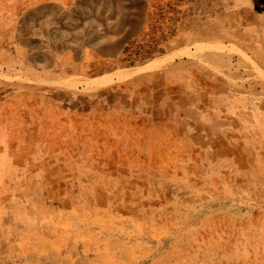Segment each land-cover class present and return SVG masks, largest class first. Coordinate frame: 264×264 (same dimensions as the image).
Instances as JSON below:
<instances>
[{"label": "rangeland", "instance_id": "374dc122", "mask_svg": "<svg viewBox=\"0 0 264 264\" xmlns=\"http://www.w3.org/2000/svg\"><path fill=\"white\" fill-rule=\"evenodd\" d=\"M249 3L0 0V264H264V0ZM23 216L71 220L113 261L81 242L22 253Z\"/></svg>", "mask_w": 264, "mask_h": 264}, {"label": "bare ground", "instance_id": "6f19581e", "mask_svg": "<svg viewBox=\"0 0 264 264\" xmlns=\"http://www.w3.org/2000/svg\"><path fill=\"white\" fill-rule=\"evenodd\" d=\"M94 2V1H93ZM97 2V1H96ZM256 2V1H255ZM262 2V1H261ZM257 3V2H256ZM98 4H100V3H98ZM129 4V3H128ZM132 4V3H131ZM86 5H88V4H86ZM97 5V4H96ZM101 5V4H100ZM232 5V4H231ZM99 6V5H98ZM233 6V5H232ZM243 6H245V5H243ZM241 7V6H240ZM248 7V6H247ZM104 9V8H103ZM127 9V8H126ZM95 10V9H94ZM93 11V10H92ZM126 11V10H125ZM241 11H242V9H241ZM264 11V10H263ZM95 12V11H94ZM98 13V12H97ZM125 13V12H124ZM124 13H123V15H124ZM92 14V13H91ZM90 14V15H91ZM97 15V14H96ZM215 15V14H214ZM260 15V14H259ZM92 16V15H91ZM264 16V15H263ZM123 17V16H122ZM239 17V16H238ZM260 17V16H259ZM71 18V17H70ZM227 18V17H226ZM217 19V18H216ZM215 19V20H216ZM222 19V18H221ZM238 19V18H237ZM264 19V18H263ZM61 20V19H60ZM75 20H77L76 18H75ZM250 20V19H249ZM37 21V20H36ZM40 21V20H39ZM122 21V20H121ZM225 21V20H224ZM229 22V21H228ZM260 22V21H259ZM58 23V22H57ZM212 24V23H211ZM263 24V23H262ZM72 25V24H71ZM242 25V24H241ZM240 25V26H241ZM209 26H210V24H209ZM220 26V25H219ZM226 26V25H225ZM229 27V26H228ZM234 28V27H233ZM244 28V27H243ZM258 28V27H257ZM259 28H261V27H259ZM215 29V28H214ZM232 29V28H231ZM251 29V28H250ZM264 29V28H263ZM262 30V29H261ZM228 31V30H227ZM240 31V30H239ZM248 31V30H247ZM263 31V30H262ZM226 32V31H225ZM224 32V33H225ZM231 32V31H230ZM235 32V31H234ZM222 33V32H221ZM220 33V34H221ZM246 33V32H245ZM252 33V32H251ZM204 34V33H203ZM237 34V33H236ZM243 34V33H242ZM217 35V34H216ZM251 35V34H250ZM232 37V36H231ZM239 37V36H238ZM242 37V36H241ZM246 37V36H245ZM240 38V37H239ZM244 38V37H243ZM226 39V38H225ZM227 39H229V38H227ZM226 39V40H227ZM254 39V38H253ZM234 40V39H233ZM261 41V40H260ZM259 41V42H260ZM240 43V42H239ZM251 44V43H250ZM245 49V48H244ZM251 52V51H250ZM248 53V52H247ZM252 54V53H251ZM251 58V57H250ZM253 58V57H252ZM262 61V60H261ZM226 64H228V63H226ZM263 64V63H262ZM232 67V66H231ZM230 68V67H229ZM205 71V70H204ZM238 72V71H237ZM232 74H233V72H232ZM237 74V73H236ZM206 75H208V74H206ZM209 78V77H208ZM214 78V77H213ZM217 78H218V76H217ZM216 79V78H215ZM210 80V79H209ZM209 84H211V83H209ZM209 84H206V86L208 85L209 86ZM212 85L213 86H215V84H213L212 83ZM229 85V84H228ZM235 86V85H234ZM233 86V87H234ZM243 87V86H242ZM224 88H225V86H224ZM229 88V87H228ZM204 89H206V88H204ZM236 89V88H235ZM227 90V89H226ZM242 90V89H241ZM225 91V90H224ZM254 92V91H253ZM263 92V91H262ZM212 93V92H211ZM216 93V92H215ZM258 93V92H257ZM231 95V94H230ZM237 96V95H236ZM230 98V97H229ZM258 98V97H257ZM259 99V98H258ZM245 102V101H244ZM247 103V102H246ZM264 107V106H263ZM220 108V107H219ZM240 108H242V106L240 107ZM251 110V109H250ZM237 111V110H236ZM230 112V111H229ZM256 112V111H255ZM223 115V114H222ZM254 118V117H253ZM208 126V125H207ZM186 138V137H185ZM185 140V139H184ZM205 148V147H204ZM240 148H242V147H240ZM188 149V148H187ZM207 149V148H206ZM250 149V148H249ZM152 151V150H151ZM203 151V150H202ZM234 151V150H233ZM187 152V151H186ZM233 153H235V152H233ZM247 153V152H246ZM251 153V152H250ZM261 154V153H260ZM133 155V154H132ZM253 155V154H252ZM135 156V155H134ZM204 156V155H203ZM212 156V155H211ZM237 156V155H236ZM245 156V155H244ZM205 157H207V156H205ZM250 158V157H249ZM252 158V157H251ZM145 160V159H144ZM245 160V159H244ZM250 160V159H249ZM253 160V159H252ZM195 161H196V159H195ZM199 161V160H198ZM215 161V160H214ZM143 162V161H142ZM194 162V161H193ZM192 162V163H193ZM242 162V161H241ZM247 162V161H246ZM253 162V161H252ZM254 163V162H253ZM263 163V162H262ZM255 164V163H254ZM245 165V164H244ZM138 166V165H137ZM179 166V165H178ZM201 166V165H200ZM253 166H255V165H253ZM264 166V165H263ZM206 167V166H205ZM243 167V166H242ZM136 168V167H135ZM192 168V167H191ZM196 168V167H195ZM214 168V167H213ZM261 168V167H260ZM204 169V168H203ZM237 169V168H236ZM180 170V169H179ZM187 170V169H186ZM192 170V169H191ZM206 170V169H205ZM257 170V169H256ZM181 171V170H180ZM227 171V170H226ZM187 172V171H186ZM229 172V171H228ZM236 172V171H235ZM263 173V172H262ZM133 175V174H132ZM164 175V174H163ZM134 176V175H133ZM201 176V175H200ZM204 176V175H203ZM258 176V175H257ZM228 177V176H227ZM164 178V177H163ZM204 178H206V177H204ZM229 178V177H228ZM261 178V177H260ZM142 179V178H141ZM165 179V178H164ZM170 179V178H169ZM222 179V178H221ZM234 179V178H233ZM209 181V180H208ZM168 183V182H167ZM171 183V182H170ZM184 183V182H183ZM229 183V182H228ZM163 184V183H162ZM166 184V183H165ZM175 184V183H174ZM178 184V183H177ZM186 184V183H185ZM260 184V183H259ZM184 185V184H183ZM231 185V184H230ZM262 185V184H261ZM183 187V186H182ZM190 187V186H189ZM174 189V188H173ZM176 189V188H175ZM190 189V188H189ZM188 189V190H189ZM196 189V188H195ZM249 189H250V187H249ZM248 189V190H249ZM250 191V190H249ZM170 192V191H169ZM178 192V191H177ZM171 193V192H170ZM173 193V192H172ZM251 193V192H250ZM206 194V193H205ZM163 195H165V193L163 194ZM195 195V194H194ZM168 196V195H167ZM169 197V196H168ZM211 197V196H210ZM175 198V197H174ZM173 199V198H172ZM193 199V198H192ZM210 199V198H209ZM225 199V198H224ZM223 199V200H224ZM254 199V198H253ZM189 201V200H188ZM179 202H181V201H179ZM190 202V201H189ZM251 202V201H250ZM184 204V203H183ZM196 204V203H195ZM234 204V203H233ZM141 205V204H140ZM145 206V205H144ZM242 206V205H241ZM138 207H139V205H138ZM150 208V207H149ZM192 208V207H191ZM171 209V208H170ZM226 209V208H225ZM255 209V208H254ZM262 209V208H261ZM32 211V210H31ZM131 211V210H130ZM62 212V211H61ZM171 212V211H170ZM258 212V211H257ZM261 212V211H260ZM96 213L98 214L99 212L98 211H96ZM197 213V212H196ZM211 213H213V212H211ZM220 213V212H219ZM59 214L60 215H63L62 213H60L59 212ZM145 215V214H144ZM152 215V214H151ZM181 215V214H180ZM141 216V215H140ZM233 216V215H232ZM163 217V216H162ZM252 217V216H251ZM11 218V217H10ZM20 218H22L23 220H24V229H23V232L24 233H20V237H18V239H15V241H14V243H17L18 245H19V249H20V251L22 252V253H28L30 250L32 251H34L35 253H42V252H47V251H51V250H55L56 251V253H57V255H59V253H61L60 252V249L61 248H63V247H66L67 245H68V243H71L72 245V247H75V245L77 244V243H82V244H84V250L85 251H89V250H91V248L89 249V246H92L93 244H94V247L92 248L93 249V251L94 252H97V255H98V257L100 256V257H102L103 259H105V260H107V259H109V260H111V261H113L112 260V258H111V256H110V253L108 252V249H107V240H105V239H101V240H99L98 241V238H96V241H93L92 239H89V238H93L92 236L90 237V234L89 233H87V232H83L82 234H81V236H79V238L78 239H76L75 237V230L76 229H72V227L74 226V224H73V222L71 221V220H68L67 222H66V225L64 226V228H63V231H62V233L61 234H58V233H56L55 231H54V227L51 225V224H49L48 223V221H47V219L46 218H44V217H42L41 216V219H42V221H41V225L40 226H33V224H32V222L29 220V219H27L26 217H20ZM112 218V217H111ZM111 218H110V220H111ZM187 218V217H186ZM199 218V217H198ZM209 218V217H208ZM211 218V217H210ZM213 218V217H212ZM7 219V218H6ZM142 219V218H141ZM27 220V221H26ZM203 220V219H202ZM210 220H212V219H210ZM112 221H113V218H112ZM9 222V221H8ZM159 222V221H158ZM168 222V221H167ZM3 224H5V223H3ZM171 224V223H170ZM15 225V224H14ZM20 225V224H19ZM196 225V224H195ZM254 225V224H253ZM255 226V225H254ZM171 227V226H170ZM180 227V226H179ZM2 228V227H1ZM180 229V228H179ZM206 229V228H205ZM16 230V229H15ZM172 230V229H171ZM176 230V229H175ZM166 231V230H165ZM209 232V231H208ZM121 233V232H120ZM171 233V232H170ZM112 234V233H111ZM149 234V233H148ZM187 234V233H186ZM212 234V233H211ZM224 234V233H223ZM4 235V234H3ZM25 235V236H24ZM123 235V234H122ZM137 235V234H136ZM139 235V234H138ZM137 235V236H138ZM147 235V234H146ZM178 235V234H177ZM125 236V235H124ZM135 236V235H134ZM136 236V237H137ZM141 236V235H140ZM167 236V235H166ZM225 236V235H224ZM139 237V236H138ZM163 237V236H162ZM208 237V236H207ZM206 237V238H207ZM149 238V237H148ZM175 238V237H174ZM6 240V239H5ZM14 240V239H13ZM149 240V239H148ZM160 240V239H159ZM177 240V239H176ZM221 240V239H220ZM229 240V239H228ZM12 241V240H11ZM122 241V240H121ZM124 241V240H123ZM122 241V242H123ZM128 241V240H127ZM166 241V240H165ZM164 241V242H165ZM141 242V241H140ZM163 242V243H164ZM170 242V241H169ZM175 242V241H174ZM227 242V241H226ZM10 243V242H9ZM85 243H86V245H85ZM118 243V242H117ZM133 243V242H132ZM131 243V244H132ZM200 243V242H199ZM210 243V242H209ZM92 244V245H91ZM3 245V244H2ZM135 245V244H134ZM172 245V244H171ZM170 245V246H171ZM182 245V244H181ZM231 245V244H230ZM78 246V245H77ZM86 246V247H85ZM140 246V245H139ZM152 246V245H151ZM155 246V245H154ZM158 246V245H157ZM192 246V245H191ZM194 246V245H193ZM219 246V245H218ZM165 247H166V245H165ZM176 247V246H175ZM183 249H184V247L183 246H181ZM199 247V246H198ZM208 247V246H207ZM6 248V247H5ZM215 248V247H214ZM221 248V247H220ZM226 248V247H225ZM12 249H14V248H12ZM190 249V248H189ZM216 249V248H215ZM4 250V249H3ZM2 250V251H3ZM7 251V250H6ZM65 251V250H64ZM180 251V250H179ZM225 251H226V249H225ZM79 252V251H78ZM186 252H188V251H186ZM185 252V253H186ZM21 253V254H22ZM82 253V252H81ZM87 253V252H86ZM202 253V252H201ZM29 254V253H28ZM96 254V253H95ZM199 254V253H198ZM237 254V253H236ZM31 255V254H30ZM29 255V256H30ZM84 255V254H83ZM161 255V254H160ZM4 256V255H3ZM40 256V255H39ZM51 255H49V257H50ZM72 256V255H71ZM85 256V255H84ZM90 256V255H89ZM256 256V255H255ZM1 257V256H0ZM28 257V256H27ZM66 259H69V260H71V258H70V256L68 255H66ZM83 257V256H82ZM96 257V256H95ZM248 257V256H247ZM22 258V257H21ZM168 258V257H167ZM173 258V257H172ZM215 258V257H214ZM250 258V257H249ZM257 258V257H256ZM39 259V258H38ZM47 259V258H46ZM76 259V258H75ZM137 259H139V258H137ZM161 259V258H160ZM159 259V260H160ZM4 260V259H3ZM27 260V259H26ZM31 260V259H30ZM145 260V259H144ZM163 260V259H162ZM10 261V260H9ZM89 261V260H88ZM157 261V260H156ZM240 261V260H239ZM243 261V260H242ZM39 262V261H38ZM48 262V261H47ZM49 262H51V261H49ZM48 262V263H49ZM179 262V261H178ZM12 263V262H11ZM41 263V262H40ZM89 263V262H88ZM91 263V262H90ZM92 263H93V260H92ZM159 263V262H158ZM161 263H163V262H161ZM251 263V262H250ZM4 264H6V263H4ZM23 264H25V263H23ZM31 264V263H30ZM70 264H71V262H70ZM144 264V263H143ZM237 264V263H236ZM240 264V263H239ZM246 264V263H245ZM248 264V263H247Z\"/></svg>", "mask_w": 264, "mask_h": 264}, {"label": "crops", "instance_id": "0c3cea01", "mask_svg": "<svg viewBox=\"0 0 264 264\" xmlns=\"http://www.w3.org/2000/svg\"><path fill=\"white\" fill-rule=\"evenodd\" d=\"M243 1H245V2H247L248 3V5L250 4L249 3V0H243ZM258 4V3H257ZM251 5V4H250ZM237 6H239V4H237ZM240 7V6H239ZM249 7V6H248ZM247 6H241L237 11H241V9H242V11L240 12L241 14H247V15H251V16H253L252 17V19H251V21H253V22H251L252 24H255L256 23V20H257V15L258 14H256L257 12V10L258 9H255V8H252V7H249L248 8ZM263 23V24H262ZM260 24H262V27H261V29L262 30H264L263 28H264V22L263 21H260ZM255 30H258V29H255ZM261 47L263 46V49H264V35H262L261 36ZM262 60V61H261ZM253 61H255V62H258V63H260V62H264V59L263 58H255ZM260 124L263 126L264 125V115H261V117H260Z\"/></svg>", "mask_w": 264, "mask_h": 264}]
</instances>
